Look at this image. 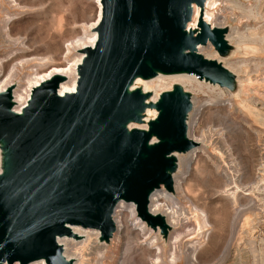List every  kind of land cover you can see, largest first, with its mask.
Returning a JSON list of instances; mask_svg holds the SVG:
<instances>
[{"label": "water", "instance_id": "1", "mask_svg": "<svg viewBox=\"0 0 264 264\" xmlns=\"http://www.w3.org/2000/svg\"><path fill=\"white\" fill-rule=\"evenodd\" d=\"M207 0H100L92 47L80 49L74 92L53 74L14 111L13 85L0 91V264H72L57 239L72 226L98 230L108 242L119 202L165 238L171 229L149 210L163 186L173 192L176 154L197 146L188 135L191 95L174 84L152 101L137 78L186 74L228 90L235 75L199 48L224 56L226 27L204 20ZM195 28L188 27L193 6ZM146 109L156 114L147 128Z\"/></svg>", "mask_w": 264, "mask_h": 264}, {"label": "rangeland", "instance_id": "2", "mask_svg": "<svg viewBox=\"0 0 264 264\" xmlns=\"http://www.w3.org/2000/svg\"><path fill=\"white\" fill-rule=\"evenodd\" d=\"M7 1L0 0V15L5 18L7 9L14 13L7 23L9 26H6L15 42L8 43L0 35V79L14 62L22 58L34 59L27 69L14 78L12 91L17 87L24 89L28 75L33 76L52 66L64 65L67 60L66 45L85 34L88 24L94 20L98 11L96 0H17L24 6L18 13L16 8L9 7ZM228 1L215 0L209 9L214 14V26L226 27L227 34L231 28L247 21V18H241L240 11ZM262 4L260 16L248 19L254 24L248 33L256 32L262 38L261 44H250L252 49L247 52L233 54L228 51L224 56L215 54L216 50L210 44L202 46L200 51L204 56L208 54L212 57L215 54L214 57L223 65L235 59L247 58L249 67L246 73H241L242 81L245 79L243 89L235 87L228 90L196 77L183 81L156 80L146 88L153 96L179 84L191 95L193 103L187 119L188 135L192 140L198 139L197 146L187 153L176 154L174 191L160 199L181 212L179 226L171 228L164 238L158 230H152L145 222L137 219L136 212L131 215L128 211L132 206L124 202L113 213V220L119 223L122 240L117 246L114 236L108 242L100 241L98 236L95 244H92L93 236H90L89 242L78 243V247L92 246V249L82 250L87 264H136L135 258H140V264H150L157 249L161 250L159 264H170L173 253L178 258L174 264H264ZM240 29L243 30L242 25ZM18 49L21 51L18 52ZM77 52H73L69 58ZM141 85L139 82L133 88ZM149 110L148 120L156 114L154 109ZM144 123L138 125L144 126ZM201 213L206 221L200 223L201 228L198 230V216ZM176 234L181 235L180 242L174 241ZM85 237L81 236V240ZM190 244L191 247L195 245V249H191ZM97 245L105 246L107 251L102 263L95 261L100 258L98 254L101 251L95 247Z\"/></svg>", "mask_w": 264, "mask_h": 264}, {"label": "bare ground", "instance_id": "3", "mask_svg": "<svg viewBox=\"0 0 264 264\" xmlns=\"http://www.w3.org/2000/svg\"><path fill=\"white\" fill-rule=\"evenodd\" d=\"M19 1L8 0L7 3L9 4L10 8H16L17 9L16 11L18 13H20L21 12L20 9H22L24 6L20 5L21 3L19 4ZM96 1L98 3L97 4L98 5V11H97V14H96V17L94 18V20L88 24L86 31L84 30L85 34L82 37H79L76 40L71 41L66 45L67 54L65 55V57L67 58V60H66L65 64L62 66H52V67L48 68L47 70H45L44 72L34 73L33 76L28 75L27 86L24 89L17 87L16 89H14L12 91L13 101H14V106H13L14 111L20 113L21 109L27 104V101L30 97L32 88L38 86L40 84V82L50 78L53 74H56V73L64 75L67 78L64 82H62L60 84L59 93L61 95H63L64 93H67V92H74L75 91L76 78H77L76 68H77V65L80 63V61L83 57V53L80 52V49H83L84 47H87V46L92 47L96 41L95 27L98 24V21L100 20V17H101L100 0H96ZM260 1L261 0H229L228 1V2H231L233 4V7L237 8L240 11L241 18H247V21L241 23V25L243 26V30L240 29L241 25H236L235 27L231 28L229 34H227L225 36L226 40L231 43L232 47H231L230 51L233 54H237L241 51L247 52L248 49L251 50L252 47L249 46L250 44H256V45L261 44L262 38L258 37V34L256 32L255 33H248L249 30L251 29V26L254 25L252 23V21H250L248 19H250V18L256 19L260 16L259 9H260V7H262L261 4H262V2L264 3V0H262L261 4H258V2H260ZM213 4H215V0H207L205 2V8H204V14H203L204 20L206 22L210 23L211 26H214V23L212 21V17L214 14L212 12H210L209 9ZM1 8H2V6L0 5V12H2ZM263 12H264V10H263ZM13 14L14 13H11L10 10L7 9V11L5 13V18H2L0 15V22L2 23V25H0V35L3 37L4 41H6L8 43L15 42V39L13 38V36L10 33V29H8V27H7V26H9V25H7L9 18ZM232 14H234V13H232ZM234 16H236V15H234ZM198 17H199V7L194 5L193 6L192 19H191L190 23L188 24V27L195 28L197 26ZM236 21L239 23L238 19H236ZM257 29H255V30H257ZM258 46L261 47V45H258ZM256 49H258V47H256L255 50ZM19 51H21V50L18 49V52ZM76 51H78V52L72 58H69V56L73 55V52H76ZM199 51H201V48H199ZM23 53H25V52H23ZM208 53H209V51H208ZM211 54H213V53H211ZM215 54H217V51L215 52ZM215 54L212 55V57L208 56V54L207 55L205 54V57L210 58V59H216L214 57ZM12 55L14 56V52ZM9 56L11 57V55H9ZM23 57H25V56H23ZM251 58H252V56H251ZM32 60H34V59L22 58L18 62H14L11 65V67L9 68L6 75L0 79V91H4L9 86H11L14 78L22 70L27 69L30 66ZM217 61H219V60H217ZM249 64H250V62H249ZM1 65H2V60H0V66ZM256 66H257V63H256ZM224 67L227 68L231 73H233L235 75V87L239 88V90H240V88L243 89V81L245 79L242 81L243 78L241 79V73L247 72L246 68L249 67L247 64V58L232 60L228 64L225 63ZM3 68H4V66H3ZM252 68H253V66H252ZM257 68L259 70V67H257ZM191 77H194V76L186 75V74H174V75H157L156 77L149 79V80H142L140 78H137L135 80V82L133 83V86L135 84L141 82L142 85L140 87H141L142 91L146 92L147 91L146 88H148V85L152 81H156V80L161 81L162 79L183 81V80H191ZM260 79H261V77H260ZM151 84H150V86H151ZM133 86H132V88H133ZM156 86H157V84H156ZM154 88H156V87H154ZM157 89H158V86H157ZM157 96H158V94H156V95L154 94L151 97L152 101H155ZM253 97H255V96H253ZM149 111H150L149 109H146V113L144 116L145 117V121H144L145 123L143 124L144 126H141V125H138L135 123L131 124V125H133L134 127L146 129V125H147L146 123L148 120ZM149 116H152V115H149ZM193 140L198 141V139H193ZM173 180H174V176H173ZM167 195H168V191L163 186H161V188L159 190L155 191L150 196L149 210L152 213H161L162 215H164L169 226L171 228H174V227L179 226V219L181 216V212L179 210L175 209L174 206H168L166 203L160 201L161 198L168 197ZM123 203L124 202H119L118 205L116 206V209H118L117 207H119ZM129 204L132 206V208L131 209L129 208L130 211H128V212L131 215H135V209L133 207L134 205H132V203H128V205ZM198 217L200 219L198 222V230H199L201 228V224L205 223L206 220H205L203 213H201V215H199ZM136 218L138 219L137 216H136ZM126 221H128V220H124L123 222H126ZM114 222H115V226H116V231H115L113 236L115 237V246H117V243H119V241L121 240V235H120L119 223L115 219H114ZM141 222H143V221H141ZM120 224H121V222H120ZM99 234L100 233L98 230H90V229L81 228L79 226H72L70 228V233L68 235H64L62 237H59L57 239V241L62 246V253L65 256L66 260L71 261L72 264H87V259L85 258V255L83 254L82 250L84 248H88V249L91 248L92 249V246L86 247V245H85L83 247H78L77 245H78V243L84 244V242H89L90 236H93L92 244H95V240H97V237L99 236ZM83 235H85L86 237H85V239L81 240V236H83ZM180 236H179V234L174 235V241L180 242V240H181V239H179ZM193 243H195V242H193ZM95 247L101 250L100 253L98 254V256L100 258L97 257L98 259H96L95 261H98V262L100 261V263H102V258L106 255V252H107L106 248H105V246H98V245ZM189 247H191V244ZM191 249H195V245H193V247H191ZM93 250H94V248H93ZM111 259H112V257H111ZM177 259L178 258L173 253L172 257L169 261L170 264H174L177 261ZM160 261H161V250L157 249L156 254H153V257L151 258L150 264H159ZM135 263L140 264V258H135ZM30 264H46V263L44 260H39L36 262H32Z\"/></svg>", "mask_w": 264, "mask_h": 264}]
</instances>
